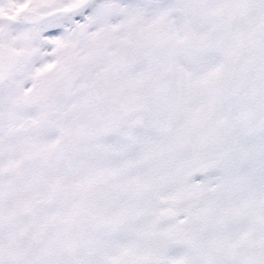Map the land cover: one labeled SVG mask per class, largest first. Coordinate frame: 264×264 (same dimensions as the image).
I'll list each match as a JSON object with an SVG mask.
<instances>
[{"label":"snow or ice","instance_id":"6c2138e0","mask_svg":"<svg viewBox=\"0 0 264 264\" xmlns=\"http://www.w3.org/2000/svg\"><path fill=\"white\" fill-rule=\"evenodd\" d=\"M0 264H264V0H0Z\"/></svg>","mask_w":264,"mask_h":264}]
</instances>
